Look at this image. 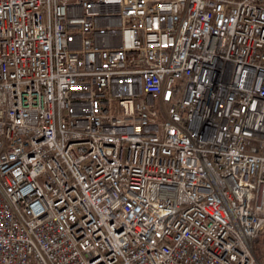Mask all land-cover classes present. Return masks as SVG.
<instances>
[{"label": "built area", "instance_id": "1", "mask_svg": "<svg viewBox=\"0 0 264 264\" xmlns=\"http://www.w3.org/2000/svg\"><path fill=\"white\" fill-rule=\"evenodd\" d=\"M264 0H0V264H264Z\"/></svg>", "mask_w": 264, "mask_h": 264}, {"label": "trees", "instance_id": "2", "mask_svg": "<svg viewBox=\"0 0 264 264\" xmlns=\"http://www.w3.org/2000/svg\"><path fill=\"white\" fill-rule=\"evenodd\" d=\"M254 249L257 256L264 260V233L254 241Z\"/></svg>", "mask_w": 264, "mask_h": 264}]
</instances>
